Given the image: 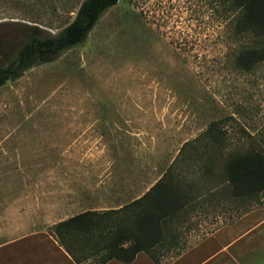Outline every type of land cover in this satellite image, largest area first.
<instances>
[{
  "label": "rangeland",
  "instance_id": "374dc122",
  "mask_svg": "<svg viewBox=\"0 0 264 264\" xmlns=\"http://www.w3.org/2000/svg\"><path fill=\"white\" fill-rule=\"evenodd\" d=\"M84 1L0 0V67L24 25L57 35ZM225 17L218 0H120L84 43L0 87V264H74L54 225L130 203L166 172L189 204L161 264H264V205L234 197L224 169L234 151H264V64L236 66L259 42Z\"/></svg>",
  "mask_w": 264,
  "mask_h": 264
},
{
  "label": "trees",
  "instance_id": "16d2710c",
  "mask_svg": "<svg viewBox=\"0 0 264 264\" xmlns=\"http://www.w3.org/2000/svg\"><path fill=\"white\" fill-rule=\"evenodd\" d=\"M120 0H85L77 16L59 34L44 33L37 26L24 25L22 45L5 65L0 67V87L20 79L39 63H51L60 55L84 43L102 15ZM220 12L229 20L236 38L251 37L258 47L243 48L236 56V66L250 71L264 64V0H218ZM220 19V17H219ZM206 136L216 152L223 146V136L212 123ZM214 149V151H215ZM227 183L236 198L259 201L264 194V151L249 145L229 154L225 164ZM187 191L166 172L142 196L118 209L85 210L54 225L52 233L58 245L74 264H107L134 262L140 253L154 264H161L176 240L166 243L168 223L188 203ZM180 251H176L179 253Z\"/></svg>",
  "mask_w": 264,
  "mask_h": 264
},
{
  "label": "crops",
  "instance_id": "0c3cea01",
  "mask_svg": "<svg viewBox=\"0 0 264 264\" xmlns=\"http://www.w3.org/2000/svg\"><path fill=\"white\" fill-rule=\"evenodd\" d=\"M171 164H172V163H171ZM188 204H189V202L186 204V206H185L182 210L179 211V213H181L183 210L187 209ZM123 206H124V205H123ZM121 207H122V206H119V207H116V208H113V209H118V208H121ZM93 209H101V210H103V209H105V208H104V207H102V208L99 207V208H93ZM179 213H177V214H179ZM177 214H176V215H177ZM175 217H176V216H175ZM172 220H173V219H172ZM172 220H171V221H172ZM171 221H170V222H171ZM59 247H60V246H59ZM60 248H61V247H60ZM61 249H62V248H61ZM62 250H63V249H62ZM176 250H177V252L180 251L179 248H177ZM172 251H174V250H172ZM172 251H171V252H172ZM63 252H64V254L68 257V259L72 262V260H71L70 257L67 255V253H66L64 250H63ZM171 252H170V253H171ZM170 253H169L167 256H169ZM173 253H174V252H173ZM174 254H177V255H178V253H176V252H175ZM141 256H145V257L148 259V261H151V259H150L146 254H144V253H140V254H138L136 260H135L134 262L130 263V264H136V262L138 261V259H139ZM167 256H166V257H167ZM112 262H114V263H116V264H124V263H121V262H118V261H110V262L107 263V264H111ZM151 262H153V261H151ZM72 263H73V262H72Z\"/></svg>",
  "mask_w": 264,
  "mask_h": 264
}]
</instances>
